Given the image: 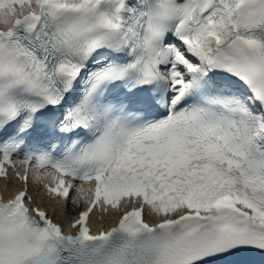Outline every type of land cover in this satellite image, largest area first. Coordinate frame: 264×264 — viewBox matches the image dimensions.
Returning a JSON list of instances; mask_svg holds the SVG:
<instances>
[{"label": "snow or ice", "instance_id": "snow-or-ice-1", "mask_svg": "<svg viewBox=\"0 0 264 264\" xmlns=\"http://www.w3.org/2000/svg\"><path fill=\"white\" fill-rule=\"evenodd\" d=\"M0 179V264H264V0H0Z\"/></svg>", "mask_w": 264, "mask_h": 264}]
</instances>
